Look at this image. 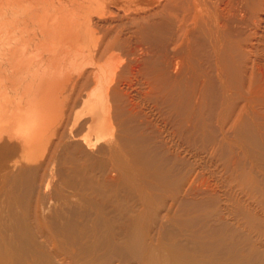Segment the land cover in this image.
Instances as JSON below:
<instances>
[{
  "label": "bare ground",
  "instance_id": "1",
  "mask_svg": "<svg viewBox=\"0 0 264 264\" xmlns=\"http://www.w3.org/2000/svg\"><path fill=\"white\" fill-rule=\"evenodd\" d=\"M48 1L0 0V264H264V0Z\"/></svg>",
  "mask_w": 264,
  "mask_h": 264
},
{
  "label": "rangeland",
  "instance_id": "2",
  "mask_svg": "<svg viewBox=\"0 0 264 264\" xmlns=\"http://www.w3.org/2000/svg\"><path fill=\"white\" fill-rule=\"evenodd\" d=\"M54 1V2H53ZM52 2L54 3H52L51 2V0H49L48 2H49V5L47 6V8H51L50 10H49V19H47L48 20V22H51L52 21V18L51 17H53L54 18V16L56 15V11L59 9L58 7H60L59 5H61L63 2H67L68 0H53ZM81 1H85V2H89L90 0H81ZM92 1H97V2H99V3H103L104 4V2H106L107 0H92ZM109 1V0H108ZM112 1H115V2H120V3H122V4H127V6L128 7H130V9H132V8H137V9H140V11H139V13H143V12H145L146 10H148V9H153V8H156L157 9V6L159 5H153V6H149L147 3H146V0H112ZM13 2V1H12ZM30 2H31V0H30ZM29 2V3H30ZM59 2V3H58ZM14 3V2H13ZM29 3H27V4H29ZM9 4L11 5V1L9 2ZM53 4V5H52ZM55 5V6H54ZM58 5V6H57ZM52 6H54V7H52ZM47 8H46V10H47ZM54 8V9H53ZM142 8H144V10H141ZM12 8H10L9 9V14H11L10 12L12 11L13 12V9L11 10ZM155 9V10H156ZM45 10V11H46ZM56 10V11H55ZM54 12V13H53ZM112 12H113V10H112ZM114 12H116V10H114ZM51 13H52V15H51ZM127 13H129V10L127 11ZM44 14V13H43ZM42 14V15H43ZM122 16H123V14H121ZM41 16V15H40ZM133 16H131V18H132ZM119 22H117V25H120V20H118ZM122 22H125V23H127V22H129L128 20H126V19H124ZM107 23H110V21H106V22H101V24L104 26V24L106 25ZM37 25V24H36ZM36 28H38L37 26H36ZM101 34L102 33H100L99 31H98V35H97V37H99L98 39H101L102 38V36H103V34H102V36H101ZM101 36V37H100ZM103 62V61H102ZM101 62V63H102ZM90 71H92V70H90ZM79 110H80V108H78V110H76L77 112H79ZM50 166L49 167H52L51 166V164H49ZM50 170V169H49Z\"/></svg>",
  "mask_w": 264,
  "mask_h": 264
}]
</instances>
